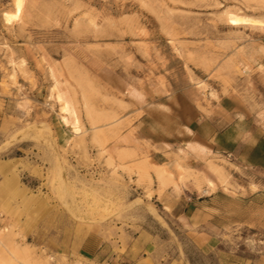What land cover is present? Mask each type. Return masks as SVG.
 Returning <instances> with one entry per match:
<instances>
[{
  "label": "rangeland",
  "instance_id": "374dc122",
  "mask_svg": "<svg viewBox=\"0 0 264 264\" xmlns=\"http://www.w3.org/2000/svg\"><path fill=\"white\" fill-rule=\"evenodd\" d=\"M4 13L14 0H0V264H264V176L209 159L228 194L190 227L151 177L160 194L168 172L153 164L184 153L221 97L264 122V0H25ZM246 184L255 193L239 199Z\"/></svg>",
  "mask_w": 264,
  "mask_h": 264
},
{
  "label": "crops",
  "instance_id": "0c3cea01",
  "mask_svg": "<svg viewBox=\"0 0 264 264\" xmlns=\"http://www.w3.org/2000/svg\"><path fill=\"white\" fill-rule=\"evenodd\" d=\"M199 122L182 149L184 153H178L174 145L169 157L153 164L155 168L162 167L168 172L164 175L168 184L160 194L156 192L160 187L155 174L151 175L153 189L156 190L153 196L160 199L162 208L173 219L188 227L197 219L210 218L214 210L208 205L217 193L228 194L223 189L220 171H217L218 176L210 171L209 159L223 157L264 176V122L256 115L250 116L242 99L221 97L216 104L200 113ZM216 167L222 168L218 163ZM226 181L230 186L233 183L239 187L237 181ZM243 190L244 194L240 193L239 199L255 193L249 191L248 184L243 186Z\"/></svg>",
  "mask_w": 264,
  "mask_h": 264
},
{
  "label": "bare ground",
  "instance_id": "6f19581e",
  "mask_svg": "<svg viewBox=\"0 0 264 264\" xmlns=\"http://www.w3.org/2000/svg\"><path fill=\"white\" fill-rule=\"evenodd\" d=\"M25 0H14V7H15V13L14 14H8L4 13L5 21L10 22V20L18 15H20Z\"/></svg>",
  "mask_w": 264,
  "mask_h": 264
}]
</instances>
